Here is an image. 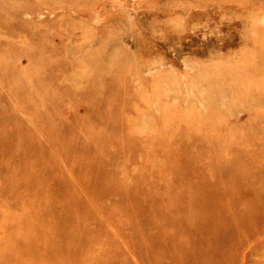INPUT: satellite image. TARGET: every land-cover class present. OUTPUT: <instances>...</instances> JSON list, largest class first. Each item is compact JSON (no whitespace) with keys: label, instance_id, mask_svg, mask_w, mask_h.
I'll return each instance as SVG.
<instances>
[{"label":"rangeland","instance_id":"1","mask_svg":"<svg viewBox=\"0 0 264 264\" xmlns=\"http://www.w3.org/2000/svg\"><path fill=\"white\" fill-rule=\"evenodd\" d=\"M263 190L264 0H0V232L69 224L36 243L57 264H264Z\"/></svg>","mask_w":264,"mask_h":264},{"label":"bare ground","instance_id":"2","mask_svg":"<svg viewBox=\"0 0 264 264\" xmlns=\"http://www.w3.org/2000/svg\"><path fill=\"white\" fill-rule=\"evenodd\" d=\"M249 39V38H248ZM126 54V53H125ZM191 81H193V80H191ZM193 88V87H192ZM194 93V92H193ZM219 97V96H218ZM183 98V97H182ZM221 99V98H220ZM185 100V99H184ZM206 100V99H205ZM201 101V100H200ZM180 102V101H179ZM199 102V101H198ZM202 102V101H201ZM201 106V105H200ZM163 107V106H162ZM131 109V108H130ZM228 110V109H227ZM234 110V109H233ZM146 112V111H145ZM139 113V112H138ZM151 113V112H150ZM199 113V112H198ZM152 120V119H151ZM150 121V120H149ZM154 121V120H153ZM182 122V121H181ZM140 123V122H139ZM156 125V124H155ZM154 125V126H155ZM149 126H150V124H149ZM222 130V129H221ZM135 131H136V129H135ZM160 131V130H159ZM138 132V131H137ZM161 140V139H160ZM54 143V142H53ZM177 145V144H176ZM77 148V147H76ZM79 148H80V146H79ZM78 148V149H79ZM152 149V148H151ZM156 149V148H155ZM57 150V149H56ZM63 152V151H62ZM70 152V151H69ZM65 153V152H64ZM68 153V152H67ZM177 155V154H176ZM151 158V157H150ZM155 164V163H154ZM102 166H103V164H102ZM152 168V167H151ZM49 171V170H48ZM54 171V170H53ZM177 171V170H176ZM127 172V171H126ZM56 173V172H55ZM261 173V172H260ZM262 173H263V171H262ZM25 174V173H24ZM157 177V176H156ZM263 177V176H262ZM40 178H42V177H40ZM104 178V177H103ZM95 179V178H94ZM262 179V178H261ZM260 181V180H259ZM104 182H105V180H104ZM262 182V181H261ZM197 183V182H196ZM63 184V183H62ZM258 184H259V182H258ZM42 185V184H41ZM73 185V184H72ZM106 185V184H105ZM192 185H194L195 186V184H193L192 183ZM204 185H205V183H204ZM257 185V184H256ZM171 186V185H170ZM199 186V185H198ZM263 186V185H262ZM261 186V187H262ZM192 188V187H191ZM254 188H256V187H254ZM71 189H73V187L71 188ZM74 189H75V186H74ZM195 189V188H194ZM259 189V188H258ZM77 190V189H76ZM72 191V190H71ZM75 191V190H74ZM79 191V190H78ZM264 191V190H263ZM256 192H259V191H256ZM261 192V191H260ZM74 193V192H73ZM104 193V192H103ZM216 193H217V191H216ZM196 194V193H195ZM259 194V193H258ZM71 195H72V193H71ZM70 195V196H71ZM95 195V194H94ZM100 195L102 196V194L100 193ZM112 195V194H111ZM116 195V194H115ZM121 195V194H120ZM256 195H257V193H256ZM255 195V196H256ZM261 195H263V198H264V194H262L261 193ZM55 196V195H54ZM65 195H63V197H64ZM69 196V195H68ZM84 196V195H83ZM98 196V195H97ZM259 196V195H258ZM56 197V196H55ZM66 197V196H65ZM72 197V196H71ZM106 197H108V196H106ZM110 197V196H109ZM118 197V196H117ZM216 197V196H215ZM260 197V196H259ZM79 198V197H78ZM88 198V197H87ZM96 198V197H95ZM104 198V197H103ZM118 198H120V197H118ZM246 198V197H245ZM67 199V198H66ZM76 199V198H75ZM89 199V198H88ZM101 199V198H100ZM108 200H109V198H107ZM125 199V198H124ZM59 200V199H58ZM65 200V199H64ZM72 201H73V199H71ZM78 200V199H77ZM85 200V199H84ZM102 200V199H101ZM114 200V199H113ZM194 200V199H193ZM209 200V199H208ZM213 200V199H212ZM256 200H258V198L257 199H255V201ZM260 200V199H259ZM263 200V199H262ZM81 201V200H80ZM89 201H90V199H89ZM96 201V200H95ZM190 201V200H189ZM202 201V200H201ZM254 201V202H255ZM264 201V200H263ZM47 202H49V201H47ZM59 202H60V200H59ZM62 202V201H61ZM75 202H77V201H75ZM104 202V201H103ZM120 202V201H119ZM124 202V201H123ZM246 202V201H245ZM250 202H252V201H250ZM259 202V201H258ZM58 203V202H57ZM99 204H100V202H98ZM193 203V202H192ZM68 204V203H67ZM76 204V203H75ZM194 204V203H193ZM202 204V203H201ZM251 204V203H250ZM55 205V204H54ZM66 205V204H65ZM89 205V204H88ZM87 205V206H88ZM147 205V204H146ZM255 205V204H254ZM259 205H261V204H259ZM72 206V205H71ZM74 206V205H73ZM128 206H129V204H128ZM193 206V205H192ZM199 206V205H198ZM202 206H203V204H202ZM202 206H200V207H202ZM205 206V205H204ZM203 206V207H204ZM258 206V205H257ZM69 206H66V209L68 208ZM89 207V206H88ZM96 207V206H95ZM138 207V206H137ZM206 207V206H205ZM211 207V206H210ZM245 207V206H244ZM254 207V206H253ZM64 208V207H63ZM73 208V207H72ZM87 208V207H86ZM243 208V207H242ZM247 208V207H246ZM250 208V207H249ZM74 209H75V207H74ZM130 209V208H129ZM132 209V208H131ZM130 209V210H131ZM136 209V208H135ZM257 209V208H256ZM69 210L70 209H67L65 212H62L61 213V215L62 216H67L68 215V213H69ZM73 210V209H72ZM101 210V209H100ZM133 210V209H132ZM246 210V209H245ZM248 210V209H247ZM262 210H263V208H262ZM56 211V210H55ZM76 211V210H75ZM78 211V210H77ZM91 211V210H90ZM129 211V210H128ZM138 211V210H137ZM252 211V210H251ZM25 212H27V211H25ZM85 212H87V211H85ZM89 212V211H88ZM87 212V215H89L90 216V214ZM132 212V211H131ZM242 212H243V210H242ZM249 212V211H248ZM247 212V213H248ZM50 213V212H49ZM73 213V212H72ZM136 213V212H135ZM157 213V212H156ZM246 213V212H245ZM27 214V213H26ZM31 214V213H30ZM70 215H71V212L69 213ZM77 214V213H76ZM163 214V213H162ZM161 214V215H162ZM165 214V213H164ZM259 214V213H258ZM17 215V214H16ZM75 215V214H74ZM79 215V214H78ZM133 215V214H132ZM136 215V214H135ZM155 215V214H154ZM183 215V214H182ZM181 215V216H182ZM197 215V214H196ZM248 215H249V213H248ZM80 216H81V214H80ZM93 216V215H92ZM201 217H202V215H200ZM200 216H198V217H200ZM208 216V215H207ZM210 216V215H209ZM261 216V215H260ZM264 216V215H263ZM18 217V216H17ZM91 217V216H90ZM197 217V216H196ZM252 217H254L253 216V214H252ZM259 217V216H258ZM30 217H23V218H21V219H14V217H10V218H8V220L6 221V222H8V223H4L3 221V223L7 226V228L6 229H9L10 231H8V232H13L14 233V236L13 235H11V234H8V233H4V231H2V232H0V245H11V246H14V247H16V248H18L19 249V251L21 252V254H22V256H27V257H29V259H27L26 260V262L24 263V264H57V262L55 263V260H53V258L51 257L52 255H54V253H55V250L54 249H47V248H44L43 250H41L40 248H38L37 247V245H36V243H37V240H44V241H53V242H55V241H57L58 242V244L60 245V244H64L65 246H68V245H71L72 244V241H70L69 240V238L68 239H65L61 234H60V236L58 235V229L60 228V227H68V225L69 224H61L60 226H53V225H45V224H40V223H38L37 221H31L30 219H29ZM85 218V217H84ZM87 218V217H86ZM179 218V217H178ZM178 218H176V219H178ZM205 218V217H204ZM207 218V217H206ZM211 218V217H210ZM217 218V217H216ZM262 218V217H261ZM81 219H83L82 218V216H81ZM89 219V218H88ZM162 219V218H161ZM196 219V218H195ZM200 219V218H199ZM249 219V218H248ZM254 219V218H253ZM90 220V219H89ZM165 220V219H164ZM170 220V219H169ZM185 220V219H184ZM191 220H192V218H191ZM215 220V219H214ZM252 220V219H251ZM257 220H260V218L259 219H257ZM264 220V219H263ZM155 221H156V219H155ZM168 221V220H167ZM166 220L164 221V222H167ZM197 221V220H196ZM203 220H201L200 222H202ZM207 221V220H206ZM213 221V220H212ZM244 221V220H243ZM242 221V222H243ZM249 221H250V219H249ZM19 222H21V223H23V226H19L18 225V223ZM146 222V221H145ZM163 222V221H162ZM173 222H175L174 220H173ZM228 222V221H227ZM237 222V221H236ZM235 222V223H236ZM259 222V221H258ZM261 222V221H260ZM2 223V224H3ZM13 223V224H12ZM147 223H148V221H147ZM177 223V222H176ZM193 223V222H192ZM199 223V222H198ZM212 223V222H211ZM233 223V222H232ZM257 223V222H256ZM71 224H74L75 225V228H78V226H77V224H76V222L74 223V222H72ZM83 224V223H82ZM149 224H151V222L149 223ZM164 224H166V223H164ZM178 224V223H177ZM194 224V223H193ZM206 224H207V222L205 223V226H206ZM145 225V224H144ZM163 225V224H162ZM175 225V224H174ZM197 225H199V224H197ZM236 225V224H235ZM244 225V224H243ZM3 226V225H2ZM73 226V225H72ZM84 226H85V224H84ZM83 226V227H84ZM155 226V225H154ZM159 226H160V223H159ZM166 226H167V224H166ZM189 226V225H188ZM193 226H195V225H193ZM203 226H204V224H203ZM202 226V227H203ZM208 226V225H207ZM206 226V227H207ZM229 226H231V224L229 223ZM247 226H248V224H247ZM250 226V225H249ZM261 226V225H260ZM151 227V226H150ZM189 227H192V226H189ZM188 227V228H189ZM197 227V226H196ZM71 228V227H70ZM154 228V227H153ZM156 228V227H155ZM195 228V227H194ZM201 228V227H200ZM226 228V227H225ZM0 229H1V227H0ZM68 229V228H67ZM88 229V228H87ZM198 229V228H197ZM204 229V228H203ZM208 229V228H207ZM248 229V228H247ZM251 229H252V227H251ZM83 230V229H82ZM137 230V229H136ZM142 230H144V229H142ZM198 230H200V229H198ZM206 230V229H205ZM238 230V229H237ZM240 230V229H239ZM147 231V230H146ZM192 231V230H191ZM242 231V230H241ZM67 232V231H66ZM141 232V231H140ZM200 232V231H199ZM205 232H207V230L205 231ZM239 232V231H238ZM243 232V231H242ZM247 232H248V230H247ZM260 232V231H259ZM86 233V232H85ZM135 233V232H134ZM142 233V232H141ZM190 233H192V232H190ZM223 233V232H222ZM22 234H27V237L26 236H24V235H22ZM126 234H128V233H126ZM236 234V233H235ZM240 234V233H239ZM246 234V233H245ZM10 235V236H9ZM18 235H20V236H22V239H18ZM88 235V234H87ZM92 235V234H91ZM96 235V234H95ZM129 235V234H128ZM205 235H206V233H205ZM209 235V234H208ZM207 235V236H208ZM124 236V235H123ZM130 236V235H129ZM133 236H134V234H133ZM169 236H170V234H169ZM222 236H223V234H222ZM232 236L233 235H231V238H232ZM247 236H248V234H247ZM90 237V236H89ZM99 237V236H98ZM97 237V238H98ZM171 237V236H170ZM216 237V236H215ZM214 237V238H215ZM235 237V236H234ZM100 238H102V237H100ZM122 238V237H121ZM166 239H167V236L165 237ZM174 238V237H173ZM190 237H189V235H188V239H189ZM193 239V241H194V237H192ZM217 238V237H216ZM223 238V237H222ZM169 239V238H168ZM167 239V240H168ZM204 239H206V238H204ZM79 240V239H78ZM171 240H172V238H171ZM196 240V239H195ZM208 240V239H207ZM74 241V240H73ZM87 241V240H86ZM108 241V240H107ZM115 241V240H114ZM175 241V240H174ZM186 241V240H185ZM190 241V240H189ZM89 242V241H88ZM96 242V241H95ZM110 242V241H109ZM108 242V243H109ZM176 242V241H175ZM188 242V241H187ZM200 242V241H199ZM206 242V241H205ZM224 242V241H223ZM240 242V241H239ZM79 243V242H78ZM91 243H93V242H91ZM111 243V242H110ZM193 243H195V242H193ZM216 243V242H215ZM242 243V242H241ZM185 244V243H184ZM93 245H95V244H93ZM178 245V244H177ZM200 246L202 245V244H199ZM176 246V245H175ZM182 246V245H181ZM188 246V245H187ZM170 247V246H169ZM179 247V246H178ZM215 247V246H214ZM182 248V247H181ZM183 248H184V246H183ZM190 248V247H189ZM172 249V248H171ZM198 249V248H197ZM178 250H179V248H178ZM191 250V249H190ZM201 250H202V248H201ZM193 251V250H192ZM222 251V250H221ZM38 252H40L41 254H43V255H45V257L44 258H36L35 257V255L38 253ZM146 252V251H145ZM152 252H155V251H152ZM157 252V251H156ZM196 252V251H195ZM194 252V253H195ZM202 252V251H201ZM207 252V251H206ZM205 252V253H206ZM94 253V252H93ZM159 253V252H158ZM177 253V252H176ZM181 253H183V251L181 252ZM208 253V252H207ZM153 255H154V253H152ZM160 254V253H159ZM203 254V253H202ZM201 254V255H202ZM145 255H148V254H145ZM165 255V254H164ZM171 255V254H170ZM169 255V256H170ZM193 255H195V254H193ZM199 255H200V253H199ZM205 255H207V254H205ZM209 255H211V254H209ZM208 255V256H209ZM151 256V255H150ZM172 256V255H171ZM173 256H174V254H173ZM184 256V255H183ZM188 256V255H187ZM60 257V256H59ZM153 257H156V256H153ZM163 257V256H162ZM161 257V258H162ZM179 257V256H178ZM185 257V256H184ZM203 257V256H202ZM211 257V256H210ZM195 258V257H194ZM152 259H154V258H152ZM177 259V258H176ZM180 259V258H179ZM193 259V258H192ZM197 259V258H196ZM209 259V258H208ZM155 260V259H154ZM159 260H161V259H159ZM164 260V259H163ZM173 260V259H172ZM195 260V259H194ZM205 260V259H204ZM0 261H1V263L0 264H5L6 262H7V257L5 258V257H2V256H0ZM98 261H100V260H98ZM166 261V260H165ZM178 261V260H177ZM176 261V262H177ZM183 261V260H182ZM198 261H199V259H198ZM202 261V260H201ZM213 261H214V259H213ZM262 261H264V260H262ZM16 262V261H15ZM173 262V261H172ZM171 262V263H172ZM207 262V261H206ZM209 262H210V260H209ZM97 263V262H96ZM158 263V262H157ZM159 263H161V261L159 262ZM195 263V262H194ZM201 263V262H200ZM204 263V262H203ZM202 263V264H203ZM208 263V262H207ZM163 264V263H162ZM166 264V263H165ZM170 264V263H169Z\"/></svg>","mask_w":264,"mask_h":264}]
</instances>
